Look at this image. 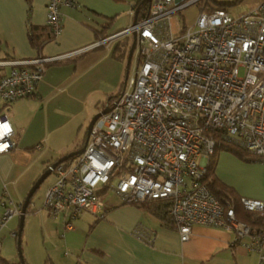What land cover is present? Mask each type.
I'll return each instance as SVG.
<instances>
[{
  "label": "built area",
  "instance_id": "built-area-1",
  "mask_svg": "<svg viewBox=\"0 0 264 264\" xmlns=\"http://www.w3.org/2000/svg\"><path fill=\"white\" fill-rule=\"evenodd\" d=\"M198 1L151 0L143 19L98 41L135 34L137 64L112 102L115 108L93 124L83 152L54 168L43 207L54 219L65 217L70 230L81 212L104 218L108 206L100 196L108 190L128 204L169 199L168 216L182 243L195 226L222 229L264 264V236L238 220L234 204L222 205L204 180L209 157L224 141L264 164V0L236 16L221 9L200 13L193 26L175 30L173 15ZM74 4L48 0L46 24L55 36L60 9ZM46 61L0 62L11 67L0 79V101L33 97ZM13 136L0 118V154L15 147ZM237 204L264 214V195L238 197ZM21 208L7 207L0 229ZM133 233L152 243L144 229Z\"/></svg>",
  "mask_w": 264,
  "mask_h": 264
},
{
  "label": "crops",
  "instance_id": "crops-1",
  "mask_svg": "<svg viewBox=\"0 0 264 264\" xmlns=\"http://www.w3.org/2000/svg\"><path fill=\"white\" fill-rule=\"evenodd\" d=\"M137 1L75 0L73 7L60 9V32L39 53L30 46L27 30L30 25H46L48 0H0V62L47 60L41 64L42 78L33 97L10 104L0 101V118L9 122L16 144L0 154V216L7 207L22 205L50 165L82 147L86 131L81 129L114 101L108 99L120 91L125 60L115 59L112 51L122 40L130 46L132 38L124 36L96 44L126 29L121 26L111 31L113 23L124 15L131 17L132 23ZM171 21L175 30L182 29L173 17ZM79 51L83 52L74 54ZM0 68L3 75L11 69ZM215 175L238 197L260 199L264 195L262 163H245L220 152ZM105 202L108 208L104 218L81 216V212L70 230L64 229L65 217L53 218H63L60 246L69 255L53 248L41 264H258V254L234 242L231 232L195 226L190 239L182 243L176 231L164 227L149 213L125 205L119 198ZM14 218L2 228L11 227L8 225ZM75 220H79L76 225ZM45 222L48 227L54 224ZM136 228L152 235V243L138 240L133 233ZM28 263L37 264L32 260ZM0 264H9L3 251Z\"/></svg>",
  "mask_w": 264,
  "mask_h": 264
},
{
  "label": "rangeland",
  "instance_id": "rangeland-1",
  "mask_svg": "<svg viewBox=\"0 0 264 264\" xmlns=\"http://www.w3.org/2000/svg\"><path fill=\"white\" fill-rule=\"evenodd\" d=\"M219 2H227V0H215ZM258 0H242L241 2L232 5V6H225V10L229 13L231 16H236L241 13H244L247 11L251 5ZM256 4V3H255ZM200 8L199 5L192 4L188 6L187 8L181 10L178 13H175L173 16L174 20L178 23L179 27H191L195 24L199 14H200ZM206 13V11H204ZM125 17L119 18L116 22L113 23L111 31L121 28H128L131 23V17L128 15H124ZM124 30V29H123ZM137 64L136 61V49L133 51V54L130 59L129 68L126 67V59L123 62V73H122V86L120 88V93L124 90V81L125 77H130L135 69V66ZM240 75L242 73L240 72ZM116 94V93H115ZM90 115V114H89ZM87 115V117L89 116ZM80 116V115H79ZM78 116V117H79ZM82 118H79V122ZM91 119V118H90ZM83 123V121H81ZM77 123V122H76ZM87 128V124L84 125V127L81 129L80 132H85ZM55 180V177L53 174H51L47 179L41 184L40 188L36 191L34 196L31 199V204L28 212L24 216L23 221V227L20 234V251L22 255V259L29 264L28 262L32 260V262H37V264H41V260H43L45 257L48 256V254H51L53 248H56V250H59L57 252H61V254H64L65 252H69L64 247L62 248L60 244L62 243V234L63 232V222L60 221L63 218H61L58 221H55L51 216H47V212L43 207L44 203V193L46 189L53 185V181ZM117 182V179H114L110 182L111 186H114ZM101 200L104 201H114L118 200L110 190H108L107 193L100 196ZM91 216L93 215L89 214L88 212H83L81 216ZM60 218V217H59ZM58 219V218H57ZM47 220H51L54 222V224H49V227L47 226L46 222ZM79 220H75L74 224ZM62 222V223H61ZM49 223V222H48ZM11 226L9 228L5 227L0 230V241H1V248L0 252L3 251L7 259L9 260V264H20L19 259V253L17 250L16 245V239L13 235L19 226V217L15 216L14 220L8 225ZM58 246V249H57ZM28 259V262L26 261Z\"/></svg>",
  "mask_w": 264,
  "mask_h": 264
},
{
  "label": "trees",
  "instance_id": "trees-1",
  "mask_svg": "<svg viewBox=\"0 0 264 264\" xmlns=\"http://www.w3.org/2000/svg\"><path fill=\"white\" fill-rule=\"evenodd\" d=\"M242 0H227V2H219L215 0H200L197 2L200 8V13H203L206 11V13H212L215 10H225V6H232L235 5ZM135 8H138V14H137V20L143 19L149 8L150 3L143 0H138L133 5V10ZM227 11V10H225ZM205 13V12H204ZM104 29L106 26H108V23L103 25ZM184 28V27H182ZM28 42L30 46L36 50V52H39L42 50L43 46L46 43H49L55 39V34L53 33L50 26L47 24L43 27H34V26H28ZM97 37H101L99 34ZM129 44L126 40H122L119 42L118 45L115 46V48L112 51V55L115 59L124 61L127 59V53L129 49ZM127 68V67H126ZM129 68V67H128ZM127 68V69H128ZM1 68H0V79L4 76L1 74ZM120 95V91L117 93V95H114L108 99V101H113L117 99V97ZM104 107V106H102ZM220 152H226L232 156H234L236 159L245 162V163H255L260 162L258 157L253 156L252 154L248 153L247 151L243 150L242 148L233 145L230 142H222L215 150V153L209 157V162L206 168L205 173V182L208 186L209 192L224 206H226L227 203L234 204L235 208V214L236 218L243 222L245 225H247L252 233L263 235L264 236V214L261 215L259 213H251L244 211L238 204V196L235 194V192L225 184H223L221 181L218 180V178L215 175L216 170V164H217V158L218 154ZM68 155V154H67ZM66 156V155H65ZM64 157V156H62ZM61 157V158H62ZM73 158V157H72ZM72 158H68L64 163H68ZM57 161V160H56ZM55 161V162H56ZM31 204L30 202L27 206L25 214L28 212ZM125 205H131L136 207L137 209H140L144 212L149 213L156 219H158L161 224L169 229H174V226L171 222L170 217L168 216V207L170 206V200L169 199H163V200H150L145 201L142 203H123ZM231 204V205H232ZM17 232V230H16ZM16 232L14 233L15 239H16ZM26 264V262L24 261Z\"/></svg>",
  "mask_w": 264,
  "mask_h": 264
},
{
  "label": "water",
  "instance_id": "water-1",
  "mask_svg": "<svg viewBox=\"0 0 264 264\" xmlns=\"http://www.w3.org/2000/svg\"><path fill=\"white\" fill-rule=\"evenodd\" d=\"M143 1H147L148 3H150L151 0H143ZM174 1H175V4H179V3H181V2H183L185 0H174ZM137 13H138V10L135 9L132 24H135L136 21H137ZM131 38H132V41H131V45H130V48L128 50V55H127V59H126L127 68L129 66L130 59H131V56H132L134 48H135V34H132ZM125 80H126V77H125ZM124 83H125V81H124ZM108 105H109V103L106 104L105 107L100 112L96 113L92 117V119L90 120V122H89V124L87 126V129H86L85 139H84V143H83L82 147L79 150L74 151L72 153H69L68 155L58 159L55 163L50 165V167H48V169L46 171H44L38 177V179L35 181V183L32 185V187L28 191L25 199L23 200L22 208H21V214L19 215V226H18V229H17V232H16V245H17V250H18V253H19L20 264H25L24 260L22 259V255H21V251H20V234H21L22 227H23V221H24L25 212H26L27 206H28V204L30 202V199L32 198L33 194L39 189L41 184L46 180V178L53 173L54 168L58 164H61L64 161H66L68 158L75 157V156H77V155H79V154H81L83 152V150H84V148H85V146L87 144V141H88L90 130H91L93 124L95 123V121L100 116L105 115V114L109 113L111 110H113L115 108V106H116V103H111L110 106H108Z\"/></svg>",
  "mask_w": 264,
  "mask_h": 264
},
{
  "label": "flooded vegetation",
  "instance_id": "flooded-vegetation-1",
  "mask_svg": "<svg viewBox=\"0 0 264 264\" xmlns=\"http://www.w3.org/2000/svg\"><path fill=\"white\" fill-rule=\"evenodd\" d=\"M111 104H109L108 106H110Z\"/></svg>",
  "mask_w": 264,
  "mask_h": 264
}]
</instances>
